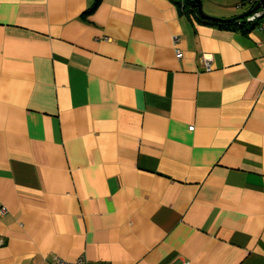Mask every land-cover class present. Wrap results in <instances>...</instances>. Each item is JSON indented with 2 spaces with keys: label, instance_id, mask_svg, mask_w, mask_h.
<instances>
[{
  "label": "crops",
  "instance_id": "crops-1",
  "mask_svg": "<svg viewBox=\"0 0 264 264\" xmlns=\"http://www.w3.org/2000/svg\"><path fill=\"white\" fill-rule=\"evenodd\" d=\"M94 3L0 0V264H264V36Z\"/></svg>",
  "mask_w": 264,
  "mask_h": 264
},
{
  "label": "built area",
  "instance_id": "built-area-1",
  "mask_svg": "<svg viewBox=\"0 0 264 264\" xmlns=\"http://www.w3.org/2000/svg\"><path fill=\"white\" fill-rule=\"evenodd\" d=\"M261 0H249L246 3L249 6V11H252L258 4H260ZM238 27H248L252 29H256L261 32L264 36V5H262L259 9L252 11L245 18L236 22ZM177 41V40H175ZM177 57L181 58L182 54L177 52ZM203 60L207 70H211L212 63L214 62V58L210 54H205L203 56ZM193 130V128H190ZM3 245V242L0 240V247ZM53 264H89L87 260L84 258H80L74 262H67L60 258H54Z\"/></svg>",
  "mask_w": 264,
  "mask_h": 264
},
{
  "label": "water",
  "instance_id": "water-1",
  "mask_svg": "<svg viewBox=\"0 0 264 264\" xmlns=\"http://www.w3.org/2000/svg\"><path fill=\"white\" fill-rule=\"evenodd\" d=\"M199 15L204 19V20H208V21H215V22H218L220 24H229V23H234V22H237L243 18H245L248 14H250L252 11L254 10H257L259 9L262 5H264V0H261L260 4H258L252 11H249V12H246L244 15L242 16H239L237 18H234V19H230V20H222V19H219V18H215V17H212V16H209L207 15L204 10H203V3H202V0H191Z\"/></svg>",
  "mask_w": 264,
  "mask_h": 264
},
{
  "label": "trees",
  "instance_id": "trees-1",
  "mask_svg": "<svg viewBox=\"0 0 264 264\" xmlns=\"http://www.w3.org/2000/svg\"><path fill=\"white\" fill-rule=\"evenodd\" d=\"M174 3L176 5H178V7H181L183 3H185V7H189V5H191V7L193 8V10L196 11V7L194 5V3L192 1H188V0H173ZM249 2V0H242L243 3ZM101 3V0H95V3L93 5V8L91 9V11H94V9H96V7ZM197 12V11H196ZM195 13V12H194ZM221 27L224 28H232V29H237L238 26L236 25V22L234 23H229V24H222L220 25ZM242 29H245L246 27H241ZM240 29V28H239Z\"/></svg>",
  "mask_w": 264,
  "mask_h": 264
},
{
  "label": "rangeland",
  "instance_id": "rangeland-1",
  "mask_svg": "<svg viewBox=\"0 0 264 264\" xmlns=\"http://www.w3.org/2000/svg\"><path fill=\"white\" fill-rule=\"evenodd\" d=\"M207 10V9H206ZM208 11V10H207Z\"/></svg>",
  "mask_w": 264,
  "mask_h": 264
}]
</instances>
